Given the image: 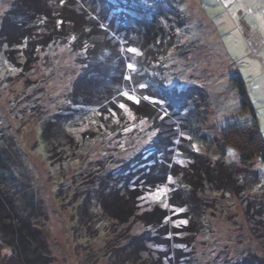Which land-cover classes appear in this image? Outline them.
<instances>
[{
	"label": "rangeland",
	"instance_id": "rangeland-1",
	"mask_svg": "<svg viewBox=\"0 0 264 264\" xmlns=\"http://www.w3.org/2000/svg\"><path fill=\"white\" fill-rule=\"evenodd\" d=\"M48 1L49 11L54 12L59 1ZM169 1L182 13L184 24L176 18L167 23L174 36L163 60L165 81L169 89H189L192 96L196 95L192 108L193 148L213 164L242 168L245 165L237 160L236 149L230 146L224 150L221 128L225 122L249 119L232 80L240 76L264 139V30L260 23L264 19V0ZM10 2L0 0V18ZM49 32L46 26L33 33L32 37L41 39L37 43L25 45L21 40L13 48L0 45V130L10 144L17 142L25 171L30 173L29 180L47 211L44 225L53 264H238L250 255L262 261L264 211L255 206V200H264V161L251 162L250 170L258 172V182L242 194L209 189L202 194L197 185V200L204 201L203 218L202 224L196 219L201 224L196 225L198 231L190 230L191 214L184 217L186 208L170 204L169 195L184 175L200 171L195 166L184 172L191 163L177 143L190 136L184 134L185 128L179 126L170 106L127 85L128 71L133 67L128 68L132 64L121 53V45L106 43L99 51L117 76L114 83L120 95L114 96L113 105L122 113L127 127L108 133L98 124L95 108L87 107L65 127L61 140L53 143L55 148L46 150L40 141L42 121L49 114L74 107L68 102L69 92L80 71L78 58L83 57L70 45L48 43ZM112 117L115 123L120 120L117 113ZM157 141L167 148V159L157 160L159 166L147 160ZM70 143L72 146L65 147ZM136 154L137 161L148 162V171H166L149 185L133 173L134 181L128 188L141 194L138 213L155 207L164 211L166 216L157 228L145 227L138 218L127 224L106 219L91 193L97 179ZM83 198L94 201L90 203L89 219L80 221L77 207ZM174 202H179L178 198H173ZM145 231L140 246L131 244L119 250L133 235ZM114 253L120 257L116 259Z\"/></svg>",
	"mask_w": 264,
	"mask_h": 264
},
{
	"label": "trees",
	"instance_id": "trees-1",
	"mask_svg": "<svg viewBox=\"0 0 264 264\" xmlns=\"http://www.w3.org/2000/svg\"><path fill=\"white\" fill-rule=\"evenodd\" d=\"M57 1H59L56 4L58 8L50 12L48 0H11L0 18L1 46L13 48L21 40L26 42L25 45L31 42L37 43L41 39L32 37L33 33L47 26V29L50 28L49 34L52 32L48 43L70 45L74 52H79L80 57L83 56L78 58L80 71L73 79L69 92L68 102L74 107L49 114L42 121L40 141L45 145L46 150L55 148L53 143L60 139L65 127L80 116L79 113L87 107L95 108L98 124L102 125L108 133L127 127L122 113L116 105H113L114 96L120 95L114 83L118 81L117 76L108 67L103 52L99 51V48L106 43H116L121 45V53L133 66L128 71L127 85L139 90L140 93L153 95L170 106L176 120L180 122L179 126L185 128L184 134L187 138L190 136V139H182L177 143L182 153H187L183 157L191 163L187 165L188 169H184V172L189 171V167L195 166L199 167L200 171L196 174L191 172L190 176L184 175L182 182L175 183L173 186L177 187L169 193L170 204L178 209L186 208L184 217L191 214L192 217L188 216L189 224L192 226L190 230L194 231L193 228H195L198 231L199 228L196 225H201L203 218L201 211L204 208V201L197 200V185L201 186L199 191L202 194L208 189L242 194L258 182V172L251 171L250 165L255 159L264 161V139L240 76L232 80L239 91L241 108L248 111L249 119L243 122H225L221 128V140L224 150L230 146L236 149L237 160L245 166L226 168L227 165L222 162L213 164L193 148L192 134L195 123L192 116L195 112L192 108L193 103L196 102V95L192 96L189 89L180 92L169 89L165 81L166 67L163 60L172 47L169 40L171 36H174L168 29L167 23L171 20L170 18H176L184 24L182 13L169 0ZM166 29L169 30V35L166 34ZM130 48L136 51L129 52ZM90 57H92L91 60ZM133 111L137 110L133 109ZM114 113L120 117L117 123L112 117ZM198 125H201L200 121ZM4 136L6 135L0 130V264H53L44 225L48 219L47 211L36 188L29 180L30 173L25 171L23 153L17 146V142L10 144ZM68 146H72V143L65 144V147ZM149 152L151 156L147 160L158 166L160 161L157 160L167 159V148L158 141ZM140 155L142 156L143 153ZM137 159L136 154L125 163L106 172L102 178L96 180L91 193L95 196V203L106 219L127 224L138 218L144 222L145 227L157 228L166 216L164 211L155 207L152 211L138 213L137 205L141 194L134 193L128 188L134 181L133 173L136 176L139 175L141 183L149 185L166 171L162 169L150 172L146 169V166H150L148 162H139ZM197 161L200 163H196ZM131 163H133L132 166H130ZM203 171L205 175L202 174ZM150 176L152 179L149 181ZM204 185L209 187H202ZM192 189H195L193 197ZM96 193L99 195H95ZM262 194H264V185ZM173 198H178L179 202L173 203ZM89 200L83 198L82 205L77 207V216L80 221L89 219L92 211L90 203L94 201ZM244 200L247 201L241 198L242 202ZM255 206L260 211H264V200L256 199ZM192 211L193 213H190ZM256 213L260 214V212ZM145 235L146 231L133 235L124 247H119V250H125L131 244L132 247L140 246L142 244L140 240ZM134 251L137 253L136 249ZM119 257L117 255L115 258ZM258 259L257 256L250 255L238 264H264V258L262 261Z\"/></svg>",
	"mask_w": 264,
	"mask_h": 264
},
{
	"label": "snow or ice",
	"instance_id": "snow-or-ice-1",
	"mask_svg": "<svg viewBox=\"0 0 264 264\" xmlns=\"http://www.w3.org/2000/svg\"><path fill=\"white\" fill-rule=\"evenodd\" d=\"M240 6H241V7H244L245 5H240ZM257 19H260V18L258 17ZM260 23H261V28H262V30H264V19H261V20H260ZM128 51L134 53L136 50L130 48V49H128ZM132 67H133L132 65H128V68H129V69H131ZM141 87H143V85H141ZM124 95H128V94H127V93H124ZM128 98H129V99H133V100L135 99V97H132V96H129ZM120 107L123 108L124 106H123V105H120ZM193 147H195V145H193ZM230 154L233 155V156L235 155V153H234L232 150H230ZM181 223H186V221H181Z\"/></svg>",
	"mask_w": 264,
	"mask_h": 264
}]
</instances>
